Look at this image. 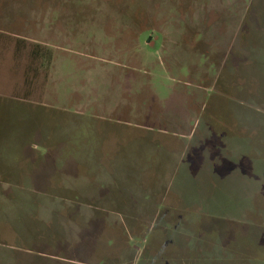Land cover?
Masks as SVG:
<instances>
[{
    "label": "rangeland",
    "instance_id": "1",
    "mask_svg": "<svg viewBox=\"0 0 264 264\" xmlns=\"http://www.w3.org/2000/svg\"><path fill=\"white\" fill-rule=\"evenodd\" d=\"M0 264H264V0H0Z\"/></svg>",
    "mask_w": 264,
    "mask_h": 264
}]
</instances>
